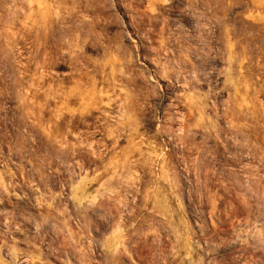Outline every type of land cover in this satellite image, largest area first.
Listing matches in <instances>:
<instances>
[{
    "label": "rangeland",
    "instance_id": "obj_1",
    "mask_svg": "<svg viewBox=\"0 0 264 264\" xmlns=\"http://www.w3.org/2000/svg\"><path fill=\"white\" fill-rule=\"evenodd\" d=\"M0 264H264V0H0Z\"/></svg>",
    "mask_w": 264,
    "mask_h": 264
}]
</instances>
